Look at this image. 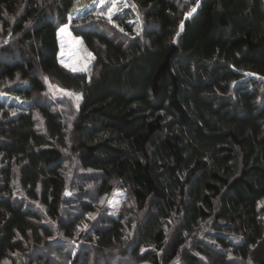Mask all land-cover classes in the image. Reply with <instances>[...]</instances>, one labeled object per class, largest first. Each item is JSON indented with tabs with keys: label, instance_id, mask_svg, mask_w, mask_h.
<instances>
[{
	"label": "trees",
	"instance_id": "1",
	"mask_svg": "<svg viewBox=\"0 0 264 264\" xmlns=\"http://www.w3.org/2000/svg\"><path fill=\"white\" fill-rule=\"evenodd\" d=\"M75 1L0 0V264H264V0Z\"/></svg>",
	"mask_w": 264,
	"mask_h": 264
},
{
	"label": "rangeland",
	"instance_id": "2",
	"mask_svg": "<svg viewBox=\"0 0 264 264\" xmlns=\"http://www.w3.org/2000/svg\"><path fill=\"white\" fill-rule=\"evenodd\" d=\"M121 2H125V0H76L71 10L70 17L73 16V14L74 15L81 14L85 11H89L93 9L96 12H101L102 11L101 8L105 6H106V9H104L103 13L108 14L109 9L113 8V5H115V8L113 9L114 11L115 9L119 8L120 6L119 3ZM99 9H101V11ZM61 29H64V30L61 31ZM57 33H58V39H59V50H58L59 61L60 62L63 61V63L62 62L61 63L64 66L68 65L67 68L69 69H72V67H76L80 69L79 71H85L87 73H90L92 62L94 60V55L86 47L81 37L76 36L72 33L68 22L65 24H62L58 28ZM89 53L91 54L90 56H89ZM61 90L64 92H69V90L67 89L62 88ZM54 93L58 95L61 94L59 90H55V89H54ZM4 95H6V98L8 99L11 96L10 94L5 93L4 91H0V97H4ZM69 172L71 175L72 171H69ZM81 184L83 185V187L87 188L86 190H88L87 194L85 193V195L93 198L94 192L92 190L91 184H88L86 182H83ZM128 192L129 191L127 188H124L120 185H116L110 196L105 197V198L104 197L97 198V202L95 206L98 208L100 206L103 207L102 208L103 213H106V215H112V216L117 217L125 205ZM33 205L35 206L36 204H33ZM83 227H85V225ZM85 237H86V234H83L81 239H79L78 242H75L74 247L76 251L77 250L81 251V249H85L87 251L89 250L92 254L93 251L90 248V246H88L89 244ZM57 239L58 241H60V243H62V246L66 248L67 246L72 244V240L74 239V237L70 239V238H64L61 236V237H57ZM67 239L70 241L68 244H67V241H68ZM121 261L123 262L125 261V259H121Z\"/></svg>",
	"mask_w": 264,
	"mask_h": 264
},
{
	"label": "snow or ice",
	"instance_id": "3",
	"mask_svg": "<svg viewBox=\"0 0 264 264\" xmlns=\"http://www.w3.org/2000/svg\"><path fill=\"white\" fill-rule=\"evenodd\" d=\"M115 8V5H113V8H110L109 9V11H108V18H109V20H111V14H112V12H113V9ZM64 29H61V31H63ZM91 54L89 53V56H90ZM62 63H63V61H61ZM66 67L68 66V65H65ZM73 72H75V71H79L80 69H78V68H76V67H72V69H71ZM45 79V82L47 83L48 82V78L47 77H45L44 78ZM69 95H72L71 93H69ZM76 99L77 100H79L80 99V97L79 96H76Z\"/></svg>",
	"mask_w": 264,
	"mask_h": 264
}]
</instances>
